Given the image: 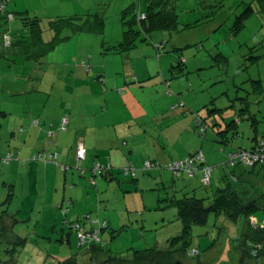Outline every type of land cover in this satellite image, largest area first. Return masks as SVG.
<instances>
[{
    "label": "rangeland",
    "instance_id": "374dc122",
    "mask_svg": "<svg viewBox=\"0 0 264 264\" xmlns=\"http://www.w3.org/2000/svg\"><path fill=\"white\" fill-rule=\"evenodd\" d=\"M14 1L16 0L9 1L11 8ZM26 1V4L21 1L20 8L14 10V21L6 23L12 27L14 36L26 34L21 26L23 16L24 18L40 19L45 31L44 38H47L51 33L54 35L48 29L50 20L72 17H81V20H86L87 15H91L89 18L92 22L97 19H105V27H103V32L100 30V33L88 30V33L81 36L80 34L72 35L71 29L63 31L62 37L72 36V38L61 45V50L68 51L69 56L76 55L78 57L77 60H74L75 66L81 65L82 61L88 57H94V62L91 65L99 67L98 64H95V60L97 57H101L102 64H99L100 66L105 65L103 62H106L111 69L119 67L121 73L123 72V64L119 63H123L122 55L115 57L113 49L124 38L121 13L124 8L128 7L131 0ZM138 1L136 0L139 10L140 3ZM142 2L145 5L146 0H142ZM175 4V11L179 15L180 29L178 32L153 31L149 34L152 40L150 39V43L147 44L160 45L163 36L167 38L168 44L165 50L164 45L161 52H154L153 58L142 60L143 62L145 60L156 61L158 70H156L154 78L150 80L151 82H148L149 79L147 81L152 86L147 85L149 88H146L145 91L138 88L136 95L140 99L148 97L153 99L155 107L163 108L167 104L162 111L170 110L169 118L171 119L169 124H167V119L162 121L163 128L166 129V125L170 129L180 127V129L171 131L175 132L171 137L176 141L174 144L175 154L178 155L183 149L190 151V155H194L196 152L202 153L205 156V165L214 168L211 184L204 185L200 173L189 179L185 175L177 177L166 168H158L148 173L141 170L138 171V176L140 181L142 180L141 191L144 192H140V198H138L133 194L132 181H124L122 182L124 184L120 185L116 181L106 182L98 178L96 180H101L99 191L103 195L96 196V193L94 194L97 201H92L94 205L90 209H84L80 202L75 200L74 202H78L80 205L78 211L75 210V212H78L79 217H86L91 213L92 219L108 222L109 227L104 231L99 223L94 227V230L99 231L104 241V249L107 254L100 257L102 259H98L102 264H118L103 261L110 256L129 259L133 252L146 249L171 251L169 255L180 259L184 264H264L263 257L260 261L248 259L246 262H242L239 248L240 238L248 231L249 223H252L253 227L264 226V211H255L249 214L250 217H244L238 221L224 213L211 212L205 225H193L191 240L187 245L188 251L185 253L184 251L177 252L181 243L177 244L172 241L173 238L181 234L183 228L178 219L177 209L167 206V200L173 196L177 199L183 197L204 199V205L210 206L215 192L225 183L224 176H228L240 192L247 190L254 197L264 195V169L262 170V166L258 167L259 170L255 172V175H252L249 170V176L247 175L245 178V183H238L231 176V172L240 166H245L239 164L235 167L225 168L223 165L230 151L237 148L250 151L252 145L256 143L252 138L260 137L258 138L260 141L264 139V94L257 95L254 92L256 84H253V81L260 80L264 86V11H262L264 0H176ZM248 7H252L254 12L251 13L245 27L235 35L233 33L235 21ZM248 13L249 11H247ZM143 14L139 13L138 20ZM4 22H1L3 29L0 28V32L5 29ZM188 24L193 27H187ZM141 36L144 37L146 34L141 32ZM111 39L114 42H111ZM186 45H189V49H185ZM174 48L177 49L174 50ZM185 51H187L185 55L181 56ZM6 53L7 51L0 45V112L8 114L6 117L0 114V151L3 148L6 151L11 147V144H13L12 148L15 147L19 141L12 133L13 130L15 135L18 132L16 127L22 120L25 108L29 113H32L33 110H36V113L39 112L36 117L41 118L42 115L46 117L49 115L46 109L51 108L61 98L59 91L65 84V74L61 72V69L66 71L67 67L59 64L49 65L46 59H42L40 63L33 61L13 63L12 60H21V58L18 56H9L8 58L5 56ZM219 54L229 58L228 65L218 62ZM114 58H117L118 61H114ZM181 58L186 59L188 63L179 66ZM134 62L139 64L141 60H134ZM172 63L178 68L171 71ZM160 64L163 67V74L159 69ZM59 75L62 76V80L54 84ZM119 78L122 80L120 86H123L125 84L124 77L120 75ZM126 78L132 79L125 77V80ZM159 79L160 81H158ZM157 81L162 84L164 81V85L168 88L172 83L173 86L169 88V92L180 87L181 97L179 98L176 90L174 91L175 95L171 92V95L165 96L164 89H159L154 85L157 84ZM96 83L98 82L96 81ZM98 84L101 86L100 83ZM53 87L55 88L53 89ZM118 93L117 91L114 94L115 98H117L116 95L119 96ZM172 96H174L173 101H171ZM177 100H179L178 103L183 102L184 106L173 108L172 105ZM248 102L250 109L260 122L257 124V134L251 126V121L243 120L240 125L239 137L232 138L233 140L228 146L221 144L217 137V132L220 129L218 126H223L222 130H225V125L235 120V115L241 109V103ZM44 106L47 107L41 113ZM112 109L114 113L117 112L116 107ZM215 109H222V111L211 112ZM188 118H190L189 122L192 119L194 121V118H201L202 124L206 122L209 128L204 132L202 127L197 126L196 119L183 133ZM158 122H154V125L149 122L145 123L155 126ZM181 122H183V127L180 125ZM33 123L35 122L33 121ZM181 131L182 135H180ZM60 134L64 135L65 133ZM229 136L233 137L232 133H229ZM11 140L12 142H10ZM9 151L11 152V149ZM8 154V152L0 153V231L3 227L7 228L8 221H11L9 218L16 215L22 222L16 225L14 233L21 236L26 235L28 243L25 248L13 253V247L10 246L8 239L4 238L3 231H1L0 259L3 260L2 264L6 260H9L8 264H64L62 262L69 258H75L79 264H96L90 255L86 254L88 244L79 246L76 229L73 227L74 231L66 223V218L71 219L76 213H72V211L66 216L65 210L58 209L53 212L48 208L53 203L55 194L52 193L53 188L50 185L51 188H48L45 198L47 185L42 181V173L31 177L23 169H19L18 173L12 171L10 172L12 174L4 178L2 173L6 170L9 171L13 165L19 164L23 167V165L31 163L27 158L20 160L16 153L13 160L6 163L4 160ZM26 161L28 162L22 163ZM169 162L161 164L165 165ZM94 164L88 157L83 162L82 169H92ZM75 166L76 162L72 164L74 170ZM68 172L71 173L72 170L69 169ZM76 173L79 174L78 171ZM121 176L126 179L124 175L121 174ZM153 176L158 178L159 182L165 181V185L155 182ZM82 177L80 174L77 175L78 180H81ZM35 179H38V184L35 186L36 194L31 195V187ZM10 183L14 185V188L12 187V199L8 201L10 193L8 185H11ZM90 188L97 190V187L90 186ZM59 189L62 193L64 189L68 188H65L63 183ZM141 194H143L142 197ZM7 210L10 217H6ZM87 212L88 214H86ZM77 221L83 222V219ZM48 223L49 226H47ZM62 230L66 231V234L70 233V243L66 241V238L61 240ZM173 244L177 245L172 246ZM169 262L170 260L168 261L166 258H160L157 263L121 264H168Z\"/></svg>",
    "mask_w": 264,
    "mask_h": 264
},
{
    "label": "crops",
    "instance_id": "0c3cea01",
    "mask_svg": "<svg viewBox=\"0 0 264 264\" xmlns=\"http://www.w3.org/2000/svg\"><path fill=\"white\" fill-rule=\"evenodd\" d=\"M21 1L24 2V4L27 3L26 0H16L13 2L14 5L11 8L9 6V4H11L10 2L6 8L7 12L14 14L15 13L14 10L20 8ZM127 2L126 4H129ZM130 2L131 3L128 5V7L124 8L123 11L127 10L128 8H132L135 10L136 12L135 14L137 15H139V13L142 14L146 13L148 7L147 1L145 2V5L143 4L142 0L138 1L140 3L139 10L136 0H131ZM174 2L176 3V0H174ZM122 13H121V20H123ZM4 16L3 15L0 16L1 29H3L2 28L3 25L1 24V22H4L3 21ZM4 23L6 24V21ZM4 26H5L4 31L2 32L1 30L0 32V39L2 34L8 28H10L12 30V34H14V31L11 26H9L8 24ZM123 31H124V26H123ZM84 33H81L80 35L83 36ZM80 35L78 36L79 38ZM52 36H53L52 33L48 34L46 41H50ZM142 38L143 36H141V39ZM150 39L152 40V37H148L146 40L142 39L143 41L138 42L137 46L131 51L113 54L115 55V57L118 55H122L121 57L123 63L119 62L120 64H123L122 73L119 67H114L113 69H111V67H109L108 63L106 62H103V64L105 65L100 66L99 64H102L101 57L100 58L97 57V59L95 60L96 62L95 64H98L97 66L99 67L92 65L93 68L92 71L87 72L86 69L83 68L82 66L80 65L75 66L74 60H77L78 57H76V55L69 56L68 54L70 53H68V51L61 50L62 47L61 45L58 46L55 51L50 53L46 58V62L49 63V65L59 64L60 66L63 67L67 66L66 71H63V69H61V72L65 74L64 76L65 84L64 86L61 87L59 91V93H61V98L59 99V102H57L51 108L46 109L47 106L43 107V111L41 113H43L46 109L47 112L49 113L47 117L45 115H42L41 118L36 117L37 116L36 114H38L39 112L36 113L35 112L36 110H33L32 113H29L26 108L24 109V112L22 113L23 117L21 118L22 120L18 123L16 127V130L18 132L15 135V131L13 130L12 133V135L14 137L16 136V138H18L19 141H17L15 147L12 148L13 144H11V147H9V149H6V151H4L5 148H3L2 151H0V153L5 154L6 152H8L9 154L11 153V155L14 153L12 155V160L15 157V153H16L17 158H19L20 160L21 158L24 159L27 158L28 161H30L31 163L23 165V167L19 166V164L13 165L9 171L6 170L2 173L4 178H6L9 174H12L10 173L12 171L18 173L19 169H23L24 172H27L31 177L34 175L36 177L37 174L42 173V178H43L42 181L45 185H47V188L45 189L46 194H44L45 198L47 196L48 188H51L50 185L53 188L52 193L55 194V196H53L54 198L52 197L53 203L49 205L48 208L53 212H56V210L58 209L65 210L64 213L67 216L71 214L72 211H73L72 213H76L75 210H77L80 206L78 202H80L81 206L84 209H88V208L90 209L91 207H93L94 202L97 201L94 194L96 193V196L103 195V193L99 191V187H100L99 182L101 180H105L106 182L116 181L120 185L124 184L122 183L124 181L125 182L132 181L133 184L132 183L131 184L133 185L132 187V190L134 191L133 194L136 197L140 198L139 197L140 192H144V191H141L142 180L140 181V177L138 176V174L146 160H150L154 162L159 161L160 163H162V162L175 161L188 157L191 153L190 151L187 150L185 151L184 149L181 152H179L178 155L175 154L176 148L174 147L175 146L174 144L176 141H174L171 138L172 134H174L175 132L172 133L171 131L172 129H180V127H173L172 129H170L169 126L166 125V129L163 128L164 125L162 121L167 119V124H169L171 119L169 118L170 110L167 109V111H162L163 108L167 106V104H165L163 108H161L160 106L155 107L153 105L154 102L153 99L149 97L145 99H140L136 95L138 88L140 89L142 88V90L145 91L146 88H149L148 86H152L151 83L148 82H151L150 80L154 78L155 72L156 70H158V63H156V61H150V62H148L147 60H145V62L142 61L144 59L153 58L154 52H158V49H156L155 47L156 45L152 46L151 44H147L150 43ZM161 39L162 42H160V44L165 45L164 48L165 50L167 48L168 40L164 36ZM111 42H114V40L111 39ZM188 47L189 45H186L185 49H189ZM176 49L177 48H174V50ZM186 52L187 51L183 52L181 56H184ZM65 59L66 61H64ZM181 59L187 62L186 59L183 58ZM93 60L94 57H91V61H90L91 64L92 62H94ZM134 60L135 61L141 60V62H139V64H135ZM114 61H118L117 58H114ZM173 66L174 65L172 63V67ZM159 69L163 74L162 64L159 65ZM120 75L124 77L125 84L123 86H120V83L122 81L119 78ZM125 77H130L132 79L128 80L126 78L125 80ZM60 80H62L61 75L56 77V81L54 82V84H56ZM96 81L100 83L101 86H99V84L96 83ZM158 81H160V79ZM158 81L156 82L157 84L154 85L159 89H164L165 96H168V94L171 95V92L173 95H175L176 92L179 98L181 97L182 92L180 87H178V89H175L176 90V91L174 90L175 92L174 91L169 92L170 91L169 88L172 87L173 84L169 83L170 85L168 88L166 85H164V81L163 84L162 82H158ZM54 88L55 87H53V89ZM115 89L119 92L118 93L119 96L116 95L117 98L114 97V94H116L117 92V91L115 92ZM173 97L174 96H172L171 101H173ZM155 100L157 101L158 98ZM178 102L179 100H177V102L174 103V105H172L173 108L177 107L180 104ZM113 107L117 108V112L115 113L113 112L112 109ZM172 111H176V110L173 109ZM189 111L191 112V110ZM0 114H2V116L5 117L8 115L5 112H0ZM63 116H67L69 118V122L67 126L68 129L65 132L59 131L61 130L60 124L62 123L61 117ZM162 116H164V118H162ZM235 116H236L235 120L238 123V127H239L238 129L239 134L236 136L234 135L233 138L239 137L241 133L240 125L241 122L244 120V117L242 116L240 117L237 114ZM189 119L190 118L186 120L187 124L185 125L186 127L183 129V133L184 130L187 129V127H190V123L193 121L192 119L191 122H189ZM196 119L194 118L193 122H195ZM36 120L39 122L38 126L35 125V123H33V121L35 122ZM156 121L159 122L155 126H149L148 124L145 123V122H149V124L154 125L153 123ZM182 123L183 122H181L180 125L183 127L184 125ZM218 127L220 128L218 132L222 131V129L224 128L223 126L221 127V125H219ZM253 128L255 129V132L257 134L258 128L256 127ZM49 130H52L50 131L52 135L55 134V132H57L56 137L54 139L55 141L53 140V143L51 145L47 141L48 140L47 135L49 134V133L47 134V131ZM60 133H65V134L62 135ZM180 135H182V131ZM226 136L230 138L229 134H226ZM258 138L260 137L252 138V140L256 141V143L252 145L251 147L252 149L260 141V139L258 140ZM10 142H12V140ZM230 142L228 143V145L230 144ZM78 143L83 144V146L86 148V160L88 159V157H90V161L94 163L100 162L103 165L106 166L109 165L112 169L111 173L108 176L101 178V180H97L95 183L93 181L91 169L89 170L85 169V172L83 174L79 173L83 177L82 179L79 178L81 180H78L77 175L79 174L76 173L77 171L76 169L74 170V168H72V164H74L76 160L75 153ZM48 145H50L51 151H57L59 153V165L29 160L34 154L38 153L39 151H43L45 147ZM10 149L11 152L9 151ZM28 161L22 163L24 164L27 163ZM60 165H66L70 170H72V172L69 173L68 172L69 169L63 171ZM129 165H132L133 167L137 168L139 171L137 173V177L135 180L134 179L128 180L127 178L123 179L121 174L117 172V170ZM258 167L260 166H255L253 168L240 166L236 168L232 173L236 176L235 178L238 179L237 180L238 183H245V178L247 177L249 170L251 171L252 175H255V172L259 170ZM14 168L16 169L14 170ZM263 169L264 168L262 167V170ZM89 171L91 174L89 173ZM31 177H29V180H31ZM154 177L155 176H153V178ZM37 180L36 179L34 180L33 186L31 187V195L36 194L35 186H37L38 184ZM155 182H159V179L156 177H155ZM63 183L65 188L68 189L67 190L64 189V191L61 193L59 188L60 185ZM161 183L165 185L166 182L165 181L159 182V184ZM223 184L224 187L225 183ZM8 186L10 187L8 201H11L13 196L12 187L14 188V185L11 184ZM90 186L97 187V190L90 188ZM223 187H219V188H223ZM247 189L249 188L247 187ZM246 191L247 190H244V192ZM248 193L252 197H254V195H252L249 191ZM142 195L143 194H141V197ZM263 196L264 195L262 194L260 195V197L257 196L254 198H261ZM75 200L78 202H74ZM168 204L167 206L169 207ZM6 213H7L6 217H10L8 210L6 211ZM86 214H88V212ZM90 214L86 215V217H82V216L79 217L77 212L76 214H74V216H72L71 219L66 218V223H68L71 226V229H73L72 225L77 220H80L82 218L83 219L82 223L89 221L86 224L87 228L92 229L96 225L95 223H93L95 219H92ZM9 219L11 221H8L7 228L4 229L3 227L1 231H3L2 233L5 236L4 238H7L10 246L13 247L12 251L14 253L17 250L19 251L21 248H25L26 244L28 243V238L26 235L21 236L19 234L16 235L14 233V229L16 225H18L22 221L19 220L16 215H12V217ZM47 226H49V223L47 224ZM53 228L56 230L55 226H53ZM252 228L257 229L258 227H253L252 223H249V227L247 229L248 231L246 233H249ZM61 234H62L61 237L62 241L64 238H66V241L68 243L71 242L70 233L66 234V231L62 230ZM239 248L242 255L243 253L242 242ZM52 260L55 261V259ZM8 261L9 260H6L7 264ZM0 262L2 263L3 260L0 259Z\"/></svg>",
    "mask_w": 264,
    "mask_h": 264
},
{
    "label": "trees",
    "instance_id": "16d2710c",
    "mask_svg": "<svg viewBox=\"0 0 264 264\" xmlns=\"http://www.w3.org/2000/svg\"><path fill=\"white\" fill-rule=\"evenodd\" d=\"M6 1L7 4H5V7L2 11H0V16L5 15L4 21L6 23H10L11 21H14L15 15H13V20H8L9 15L11 13L7 12L6 8L7 5L9 4L10 0H0V4ZM148 7L147 11L145 14L146 19L145 20H138V15L135 14V10L132 8H128L127 10L123 11V20L122 24L124 26V32H123V40L118 43L114 49L113 53H124L133 50L138 42L143 41L142 39H147L149 34L153 31H167V32H178L179 31V15L176 13V4L174 0H146ZM247 11L249 13L247 14ZM262 11H264V7L262 6ZM261 11V12H262ZM254 12L252 7H248L247 10H245L241 15H239L235 21V24L233 26V33L236 35L241 28L245 27L246 22L251 16V13ZM91 15H87L86 20H81L82 18H57L55 20H50L48 22V29L54 33L50 41H46L45 36V31L43 28V25L41 24V21L39 18H27L24 16L21 18V23L22 27L25 31V35H20V36H14L12 34V30L8 28L1 36L0 39V45L1 47L7 51L5 56H18L21 58V60H12L13 63H18V61L21 62H26V61H33L35 63H40L41 60L46 59L47 56L52 53L53 51L56 50V48L63 43L67 42L69 39L72 38V36H67V37H62V32L68 29L72 30V35H78L84 32H88V30H92L94 33H100L103 32V27L105 25V19H97V21L92 22L90 20ZM187 27H193V25H186ZM141 32L145 33L146 36H144L141 39ZM6 36L9 37L10 39V44L6 45L5 44V38ZM144 40V41H145ZM160 46H163L161 50L164 48V45H157L155 46L156 49H158L159 52ZM218 62L224 63L226 65L229 64V58L219 54L217 56ZM91 57H88L85 59L80 66L86 69L87 72L92 71V65H91ZM181 64L179 66H182L183 63H186L183 60H180ZM178 68L177 66H173L171 70H174ZM169 84V83H168ZM253 84H256L254 87V92L257 95H262L264 94V86L262 84V81L256 80L253 81ZM242 100V99H240ZM249 102L248 103H241V109L237 113L238 116L244 117V120H249L252 123V127L257 128V124L260 123L258 119L256 118V115L253 114L252 109L249 107ZM180 107L182 106L181 103L179 104ZM178 105V106H179ZM222 109H215L211 110V112H220ZM67 119L69 122V118L67 116L61 117V124L60 128L62 132H65L68 129V123L66 125L63 124V120ZM38 122L37 120L35 121ZM199 123V124H198ZM203 121L202 119L196 120V124L199 127H202L207 130L208 126L206 125V122L202 124ZM37 126L39 125L36 124ZM239 127L238 123L236 120L231 121L230 123L225 125V130L219 131L217 133L218 140L221 144L228 145L230 141H232L233 137H227L226 134L232 133V136H236L239 134ZM52 130H49L48 133L50 134L47 135V141L51 145L53 143V138L56 136L57 132H55V135H51L52 133L50 132ZM204 131V132H205ZM260 142V141H259ZM258 142V143H259ZM80 143V142H79ZM79 143L77 144L76 147V153L78 150ZM50 145L46 146L43 151H39L38 153L48 151V153H51L52 155L58 154V158L56 160L54 159H49L48 161L44 163H52L59 165V153L57 151H51L50 150ZM255 148V147H254ZM86 149V148H85ZM237 150H246L242 148H237L232 152H235ZM230 152V153H232ZM38 153L34 154L31 157V160L35 161L33 157L37 155ZM76 153H75V158H76ZM197 153V152H196ZM229 153V154H230ZM228 154V155H229ZM13 155V154H12ZM12 155L11 153L6 156V159L4 160L6 163L12 160ZM227 155V157H228ZM191 156V155H189ZM188 156V157H189ZM227 159V158H226ZM86 160V158L81 162V165L78 166V161L77 159L75 160L76 166L75 169L79 171L80 174H83L85 172V169H82L83 162ZM147 161V160H146ZM150 161V160H149ZM226 161V160H225ZM43 162V161H40ZM153 163H159V162H154ZM101 164L100 162H95L91 169L93 181L96 183V179L98 178H104L108 176L111 173V167L108 165H103L105 167V170L101 173H94V166L96 164ZM145 163V162H144ZM161 164V163H159ZM224 165V162H223ZM239 165V164H238ZM237 166V165H236ZM256 166H262V165H256ZM61 169L63 171H66L69 169L66 165H60ZM225 168H228L224 165ZM235 167V166H234ZM255 167V166H254ZM264 168V166H262ZM127 168H133L134 172H129L128 174L125 173V170ZM253 168V167H250ZM143 171L145 173L151 172L153 170H157V168L149 169L146 170L144 169V164L140 171ZM118 173L124 175L128 180L136 179L138 169L133 167L132 165L126 166L124 168H121L117 170ZM199 173H196V175ZM201 174V173H200ZM231 176L236 180L235 175L231 172ZM134 175V176H133ZM196 175L193 177H188L189 179L194 178ZM176 176V175H175ZM183 176V175H182ZM186 176V175H185ZM178 177V176H177ZM181 177V176H180ZM224 182L225 186L223 188H219L215 194H214V199L213 202L211 203L210 206L206 207L204 205V199H198L196 197H183L181 199H177L176 197H172L167 200L169 203V206H173L177 209L178 212V219L182 222L183 224V229L182 232L179 236L176 238H173L172 241L173 243H181V247L177 248V252L184 251L187 253L188 247L187 245L190 243L191 236H192V231H193V225H205L208 221L209 215L211 212H214L216 214H221L224 213L228 215L231 219L238 221L241 218L244 217H250L249 214L255 212V211H264V196L261 198H254L252 197L248 191L246 192H240L238 191L234 183L231 181V179L228 176L224 177ZM211 184V183H210ZM87 222L82 223L80 221L75 222L72 226L81 224L87 231H92V229L87 228ZM103 222H106V227L103 229L106 230L108 226V222L106 220L100 222L99 220H95L93 223L101 226ZM75 230V229H74ZM101 241L98 243H89L88 244V249L86 250V253L90 255L91 259L95 261L96 264H102L98 259L100 257H104V255H107L105 253L104 249V241L100 235ZM241 242L243 246V253H242V262H246L248 259H254V260H261V258L264 256V227H258L257 229L252 228L249 233H244L241 236ZM177 244H173L177 245ZM260 246V249H259ZM257 251L256 255L254 254V251ZM176 252V253H177ZM171 251H160L158 249H146L145 251H135L132 254V257L129 259L126 258H115V257H108L105 261V263H157L160 258H166L170 262L168 264H173L175 260H180L176 259L173 256L169 255ZM102 259V258H100ZM104 259V258H103ZM3 263V262H2ZM0 262V264H2ZM62 263L64 264H79L75 258H69ZM4 264H7V262H4Z\"/></svg>",
    "mask_w": 264,
    "mask_h": 264
},
{
    "label": "built area",
    "instance_id": "2783aa9c",
    "mask_svg": "<svg viewBox=\"0 0 264 264\" xmlns=\"http://www.w3.org/2000/svg\"><path fill=\"white\" fill-rule=\"evenodd\" d=\"M6 1L0 4V11H2L5 7ZM146 15H142L141 19H145ZM10 21L13 19V15H9ZM5 44H10V39L8 36L5 38ZM163 46H160V50ZM183 105V104H181ZM66 123V120H63V124ZM199 124V123H198ZM205 131V129H203ZM52 135V134H51ZM58 158V154L52 155L51 153H48V151H44L41 153H38L33 157L35 161H43L46 162L49 159L56 160ZM86 158V149L83 145H79L77 153H76V159L78 161V166L81 165V162ZM205 156L197 152L194 155H191L189 157H186L182 160L172 161L165 165L153 163L149 160L145 161L144 163V169L149 170L153 168H166L171 170L174 175L180 177L182 175H186L187 177H193L196 175V173L202 174V182L204 185L208 186L211 183V177H212V171L214 168H210L209 166H206ZM244 165L246 167H254L256 165H262L264 166V139L261 140L255 148L249 150H237L235 152H232L228 155L226 161L224 162V165L226 167H234L236 165ZM105 170V167L101 164H96L94 166V173L101 174ZM129 172H134L133 168H127L125 170V173L128 174ZM134 176V175H133ZM106 222H103L100 227L105 228ZM77 231V236L79 239V246L87 245L89 243H98L101 241L100 233L99 231L92 230L87 231L81 224L74 225L73 226ZM260 249V246H259ZM257 251H254V254L256 255Z\"/></svg>",
    "mask_w": 264,
    "mask_h": 264
},
{
    "label": "water",
    "instance_id": "95a60500",
    "mask_svg": "<svg viewBox=\"0 0 264 264\" xmlns=\"http://www.w3.org/2000/svg\"><path fill=\"white\" fill-rule=\"evenodd\" d=\"M184 106V105H182ZM173 264H184L181 260H175Z\"/></svg>",
    "mask_w": 264,
    "mask_h": 264
},
{
    "label": "bare ground",
    "instance_id": "6f19581e",
    "mask_svg": "<svg viewBox=\"0 0 264 264\" xmlns=\"http://www.w3.org/2000/svg\"><path fill=\"white\" fill-rule=\"evenodd\" d=\"M8 20H10L9 18H8ZM13 20V19H12ZM64 120H66V123L64 124V125H66L67 123H68V120L67 119H64ZM36 124H38V122H36ZM49 136H50V134H48ZM79 145H83V144H79ZM79 147V146H78Z\"/></svg>",
    "mask_w": 264,
    "mask_h": 264
}]
</instances>
